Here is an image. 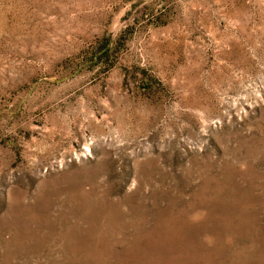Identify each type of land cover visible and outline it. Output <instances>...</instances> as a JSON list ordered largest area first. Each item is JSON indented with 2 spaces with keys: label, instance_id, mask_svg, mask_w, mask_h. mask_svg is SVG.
Returning a JSON list of instances; mask_svg holds the SVG:
<instances>
[{
  "label": "rangeland",
  "instance_id": "374dc122",
  "mask_svg": "<svg viewBox=\"0 0 264 264\" xmlns=\"http://www.w3.org/2000/svg\"><path fill=\"white\" fill-rule=\"evenodd\" d=\"M0 264H264V0H0Z\"/></svg>",
  "mask_w": 264,
  "mask_h": 264
}]
</instances>
